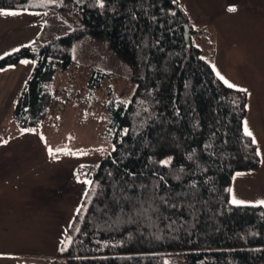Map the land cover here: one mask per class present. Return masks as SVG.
<instances>
[{
    "label": "trees",
    "instance_id": "16d2710c",
    "mask_svg": "<svg viewBox=\"0 0 264 264\" xmlns=\"http://www.w3.org/2000/svg\"><path fill=\"white\" fill-rule=\"evenodd\" d=\"M50 2L73 12L81 26L0 58V68L36 60L13 108L19 127L36 130L46 118L54 102L48 83L71 64V46L83 35L107 39L135 83L129 103L110 105L113 148L92 169L93 189L59 256L67 264H168L164 258L172 253H182L185 264L264 262V206L229 200L233 173L259 166L243 130L246 94L214 73L197 44L201 30L183 6L178 0ZM0 9L45 11L30 0H0ZM97 73L102 76L94 72L91 84Z\"/></svg>",
    "mask_w": 264,
    "mask_h": 264
},
{
    "label": "crops",
    "instance_id": "0c3cea01",
    "mask_svg": "<svg viewBox=\"0 0 264 264\" xmlns=\"http://www.w3.org/2000/svg\"><path fill=\"white\" fill-rule=\"evenodd\" d=\"M178 2L191 25L201 30L197 44L214 73L232 88L247 90L243 130L247 121L259 166L233 173L229 200L264 206V0ZM0 10L20 13L0 15V58L24 46L36 49L45 13ZM35 63L26 57L0 68V264L65 260L59 253L76 228L94 186L92 169L102 159L94 150L50 155L38 129L17 125L13 108Z\"/></svg>",
    "mask_w": 264,
    "mask_h": 264
},
{
    "label": "rangeland",
    "instance_id": "374dc122",
    "mask_svg": "<svg viewBox=\"0 0 264 264\" xmlns=\"http://www.w3.org/2000/svg\"><path fill=\"white\" fill-rule=\"evenodd\" d=\"M30 1L31 4L45 9V20L36 49L53 37L81 26L71 11L55 9L48 4V0ZM50 1L54 5L60 2ZM203 55L205 56L204 51ZM71 58V64L64 69L58 68L48 83L54 102L37 131L45 147L51 148L53 152L81 153L94 150L103 157L113 148L107 131L110 105L118 102L127 104L131 101L135 91L132 71L129 64L110 48L107 39L95 38L88 34L72 44ZM94 72H101L102 76L95 74L93 82H99L91 84ZM170 157L167 155L161 158V162L168 163ZM72 233L74 232H71L70 237ZM164 260L168 264H185L182 253L168 254ZM56 264H67V260H59Z\"/></svg>",
    "mask_w": 264,
    "mask_h": 264
},
{
    "label": "snow or ice",
    "instance_id": "6c2138e0",
    "mask_svg": "<svg viewBox=\"0 0 264 264\" xmlns=\"http://www.w3.org/2000/svg\"><path fill=\"white\" fill-rule=\"evenodd\" d=\"M102 6H103V4H101V7ZM229 11H233L234 12V11H236V9L234 7H231V8H229ZM18 14H20V13H18L16 11H4V10H0V15H18ZM14 51H18V49H15ZM21 63H25L26 64V63H28V61L24 60V61H21ZM217 75L219 76V78L221 80L224 81V83L228 87H235V85L229 83L223 76H220L219 72H217ZM240 91L246 92L247 90L246 89H240ZM244 132H245L246 135L252 136V132L249 130V128L247 126V121H245ZM255 142H256L255 139H253V143H255ZM4 143H7V141H4ZM48 151H49V154L50 155H54V152H53V150L51 148H49ZM57 151H59V150H57ZM164 163H167V161H164ZM85 183L91 184L92 182L89 180V181H85ZM229 191H231V189H229ZM86 195H87V193H86ZM231 203L232 204H235V205H241V204L244 203V201L237 200V199H235L233 197V199L231 200ZM260 203L261 204H264V201H261Z\"/></svg>",
    "mask_w": 264,
    "mask_h": 264
},
{
    "label": "water",
    "instance_id": "95a60500",
    "mask_svg": "<svg viewBox=\"0 0 264 264\" xmlns=\"http://www.w3.org/2000/svg\"><path fill=\"white\" fill-rule=\"evenodd\" d=\"M183 36H184L185 42L187 44H190L191 43L190 26L188 24H185V26H184Z\"/></svg>",
    "mask_w": 264,
    "mask_h": 264
}]
</instances>
